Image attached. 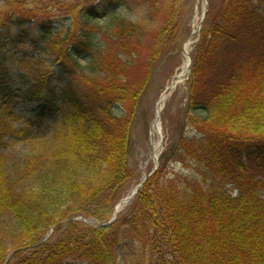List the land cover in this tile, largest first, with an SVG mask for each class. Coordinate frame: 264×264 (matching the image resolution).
Here are the masks:
<instances>
[{
  "label": "trees",
  "instance_id": "16d2710c",
  "mask_svg": "<svg viewBox=\"0 0 264 264\" xmlns=\"http://www.w3.org/2000/svg\"><path fill=\"white\" fill-rule=\"evenodd\" d=\"M45 1L0 0V263L15 250L5 264H264V0L210 1L194 46L184 115L194 134L170 151L202 179L166 178L162 157L105 225L136 177L134 108L190 0H100L73 11L63 35L55 19L14 13ZM23 46L13 68L8 54ZM126 104L127 116L115 111ZM41 128L44 150L11 177L9 142ZM50 229L54 242L37 243Z\"/></svg>",
  "mask_w": 264,
  "mask_h": 264
},
{
  "label": "rangeland",
  "instance_id": "374dc122",
  "mask_svg": "<svg viewBox=\"0 0 264 264\" xmlns=\"http://www.w3.org/2000/svg\"><path fill=\"white\" fill-rule=\"evenodd\" d=\"M210 1L215 9L219 8L221 5V0H190L188 5L186 4L182 6L176 22V33L175 35L169 34L166 36L167 41L162 48V53L153 64L150 82L145 92L138 100L131 119L132 126L130 134L129 166L134 170L136 177L135 180L129 184L125 195L131 193L135 185L156 165V162L153 160L152 148L158 140V135H153L157 101L180 69L184 60L182 47L185 41L192 35L194 30L193 26L196 24V20L199 21L196 26L200 25L206 4L207 8H210ZM99 2L100 0H46L41 4L24 6L21 8L14 7V13L16 16L34 20H42L45 18L55 19V21L60 23L58 24V32L63 35L64 32L70 28V25L73 28L75 21L72 16L73 11L77 8L81 9L83 6ZM120 14L124 18H131L130 12L126 11V9L121 10ZM97 23L100 26L107 28L111 25V18L106 16V18L97 21ZM202 24L203 23H201V26ZM74 30L78 32L79 27L78 30L76 27ZM153 33L155 32L151 31L150 35ZM194 36L195 39L194 44L190 48V56L192 55L194 46L199 38V32H196ZM147 44L144 53L138 57V63L143 61L147 56L150 38L148 39ZM27 51L31 50L24 46L15 47L8 54V61L13 65V68L17 67L16 65L18 64L21 55ZM141 73L142 67H138L132 73V77H135L138 80L139 74ZM188 80L189 79H187L182 86H178L167 92L168 96L160 111L159 122L161 147L159 152V167L163 157L162 169L166 178L174 176L181 178L196 177L201 180L202 178L198 175L195 167L186 166L184 163L174 161L171 157L172 152L170 151L172 147H175L181 133L188 137H191L194 134L190 124L185 123L184 120V115L187 111ZM34 106L36 105L18 102L16 109L22 112ZM130 110V104L115 109L117 113L125 114L126 116L130 113ZM46 136L47 131L41 128L40 130L33 132L30 138L26 140L9 142L8 149L3 152V155L5 158L4 164L12 175L11 177L14 178L16 170H19V166L23 168V165H21L23 160H26L28 157L36 155L44 150L45 142L43 141ZM4 221L7 227H13V222L10 219H4ZM58 234V232L53 233V230L50 229L37 243H53ZM14 252L15 250L7 252L4 262L0 264H5ZM126 252L127 251H124L122 254H125L126 256ZM127 254L130 258L131 252L128 251ZM126 262L127 261L124 257H121L119 260V264H126Z\"/></svg>",
  "mask_w": 264,
  "mask_h": 264
},
{
  "label": "bare ground",
  "instance_id": "6f19581e",
  "mask_svg": "<svg viewBox=\"0 0 264 264\" xmlns=\"http://www.w3.org/2000/svg\"><path fill=\"white\" fill-rule=\"evenodd\" d=\"M199 21L196 20V24H198ZM196 24H194V30L192 35L185 41L183 47H182V51H183V63L180 67V69L177 71L176 75L174 76L173 80L171 81L168 90H173L175 88H177L178 86H182L185 81L186 78L188 76L189 73V66H190V48L191 46L194 44V39L195 36L194 34L197 32V28L198 26H196ZM168 94L167 91L162 93L157 101V106H156V117H155V121L153 124V132H154V136L158 135V140L157 142L154 144L153 148H152V152H153V160L156 162L158 161L159 158V152H160V147H161V134H160V122H159V116H160V111L163 107L164 101L166 100ZM134 190V188H133ZM126 204L125 201H122L119 204L118 209H121L124 205Z\"/></svg>",
  "mask_w": 264,
  "mask_h": 264
},
{
  "label": "water",
  "instance_id": "95a60500",
  "mask_svg": "<svg viewBox=\"0 0 264 264\" xmlns=\"http://www.w3.org/2000/svg\"><path fill=\"white\" fill-rule=\"evenodd\" d=\"M155 169H156V168H155ZM155 169H154V170H155ZM154 170H152V171L148 174V176H149L151 173H153ZM148 176H146V177H145V178H144V179H143V180H142V181H141V182L135 187L134 191L131 193L130 196H127V197L121 199L120 202H122V201L129 202L130 200H132V199L134 198V196L136 195V193L139 191V189L142 187L143 183L145 182V180H146V178H147ZM120 202H119V203H120ZM117 212H118V209H117V206H116L115 209H114L113 216H112L111 220H109L108 223L112 222V221L116 218Z\"/></svg>",
  "mask_w": 264,
  "mask_h": 264
}]
</instances>
